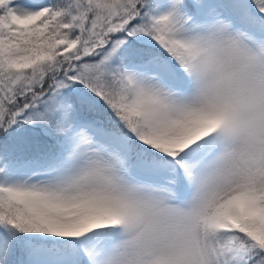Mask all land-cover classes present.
<instances>
[{
	"label": "snow or ice",
	"instance_id": "6c2138e0",
	"mask_svg": "<svg viewBox=\"0 0 264 264\" xmlns=\"http://www.w3.org/2000/svg\"><path fill=\"white\" fill-rule=\"evenodd\" d=\"M0 264H264V0H0Z\"/></svg>",
	"mask_w": 264,
	"mask_h": 264
}]
</instances>
